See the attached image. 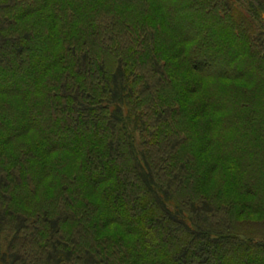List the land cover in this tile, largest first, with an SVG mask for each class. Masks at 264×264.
Here are the masks:
<instances>
[{"label":"trees","instance_id":"1","mask_svg":"<svg viewBox=\"0 0 264 264\" xmlns=\"http://www.w3.org/2000/svg\"><path fill=\"white\" fill-rule=\"evenodd\" d=\"M184 1L0 0V264H264V0Z\"/></svg>","mask_w":264,"mask_h":264},{"label":"rangeland","instance_id":"2","mask_svg":"<svg viewBox=\"0 0 264 264\" xmlns=\"http://www.w3.org/2000/svg\"><path fill=\"white\" fill-rule=\"evenodd\" d=\"M190 2H191V0H185L183 5H182V8L179 9V10L186 11L185 9L189 7ZM187 18H188V20H190L193 17H191L190 15H187ZM193 22H191V24L194 25L195 29L197 28L198 32H200V33H204L205 30L207 29V25L209 24L208 22H206V25L203 24V23H201L200 25H197V22H195V24ZM222 38L223 37L221 35H218V34L214 36V40L216 42L223 41L224 39H222ZM226 42H228L227 39H226ZM214 54H217V53H214ZM209 55H211V53ZM190 77H192L191 74H190ZM194 98H196L198 102H200L202 100V96H201V94L199 92L194 96ZM136 135H137V132H136Z\"/></svg>","mask_w":264,"mask_h":264}]
</instances>
